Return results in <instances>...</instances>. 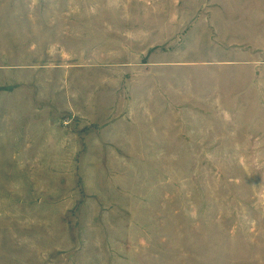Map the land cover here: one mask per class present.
<instances>
[{
  "label": "rangeland",
  "instance_id": "1",
  "mask_svg": "<svg viewBox=\"0 0 264 264\" xmlns=\"http://www.w3.org/2000/svg\"><path fill=\"white\" fill-rule=\"evenodd\" d=\"M127 1L0 0V264H264V181L225 180L219 149L193 162L182 107L173 124L117 114L124 66L151 54L134 35L163 21L128 19L162 3ZM185 23L154 46L184 49L161 55L180 80ZM32 96L33 146L18 148L28 124L12 109Z\"/></svg>",
  "mask_w": 264,
  "mask_h": 264
},
{
  "label": "crops",
  "instance_id": "2",
  "mask_svg": "<svg viewBox=\"0 0 264 264\" xmlns=\"http://www.w3.org/2000/svg\"><path fill=\"white\" fill-rule=\"evenodd\" d=\"M141 2L162 3V8L155 10L144 4L143 10L128 12V19L163 21L158 25L142 23L139 34L132 27L131 33L137 38L133 42L138 45L135 50L151 54L148 59L124 66L130 70V76L125 77L127 82L122 88L126 98L123 93L116 98L120 101L115 102L117 114L126 113V117L135 119L146 115L148 122L157 124L160 119V123L173 124L182 107L186 110L188 148L193 162L207 163L208 157L214 155L207 149H219L220 162L225 164L221 177L225 175V180L239 181L246 177L241 173L253 171L258 181H264V0H186L185 17H180L178 9L181 0H138L135 4ZM174 19L175 26L171 22ZM185 19L187 77L180 80L165 72L177 60L162 56H174V52L184 49L173 47L168 51L154 46L172 44L170 36L179 33L183 25L180 21ZM171 29L177 31L170 32ZM181 83L186 87L181 89ZM20 105L23 107L18 108ZM113 105L108 103L109 108ZM18 107H13L12 115L27 120V137L24 130L17 129L14 146H33L29 141L35 132L31 123L37 121L35 97L21 98ZM4 111L0 108V115ZM3 137L0 130V147L5 146L1 143ZM245 164L252 165L249 171ZM257 186V194L264 195V183L258 182Z\"/></svg>",
  "mask_w": 264,
  "mask_h": 264
}]
</instances>
